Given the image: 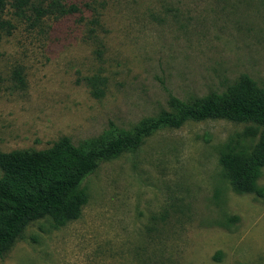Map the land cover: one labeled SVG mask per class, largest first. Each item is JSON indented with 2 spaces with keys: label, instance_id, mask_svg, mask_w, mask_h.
Masks as SVG:
<instances>
[{
  "label": "rangeland",
  "instance_id": "1",
  "mask_svg": "<svg viewBox=\"0 0 264 264\" xmlns=\"http://www.w3.org/2000/svg\"><path fill=\"white\" fill-rule=\"evenodd\" d=\"M58 1L78 11L0 12L13 26L0 30L2 152L106 143L171 111V97L222 94L242 76L264 89V0ZM261 132L222 119L158 130L83 180L77 220L31 223L0 264H264V196L235 193L219 165L226 145L250 148Z\"/></svg>",
  "mask_w": 264,
  "mask_h": 264
},
{
  "label": "trees",
  "instance_id": "2",
  "mask_svg": "<svg viewBox=\"0 0 264 264\" xmlns=\"http://www.w3.org/2000/svg\"><path fill=\"white\" fill-rule=\"evenodd\" d=\"M8 4L17 17H24L25 9L30 6L36 21L48 15L62 17L78 11L76 6L58 0L51 1L46 8L30 5V0L11 3L0 0V12ZM91 24L97 26L99 22L93 19ZM12 28L9 21L0 19V30L10 33ZM94 32L93 28L89 30L91 38L97 41ZM96 53L101 55L100 48ZM14 75L21 79L19 71ZM88 83L93 97L103 96V78L95 76ZM168 105L171 111H162L157 117L141 122L132 133L106 143L76 147L62 137L45 150L0 151V258L31 223L48 219L57 229L77 220L88 201L86 192L80 188L83 180L102 162L136 150L158 130L178 129L189 121L220 119L264 127V89L247 76H242L222 94L211 93L188 101L171 97ZM256 133L257 129L251 126L238 137H254ZM219 165L235 193L264 196V188L258 185L264 168V132L250 148L226 145L220 152Z\"/></svg>",
  "mask_w": 264,
  "mask_h": 264
}]
</instances>
